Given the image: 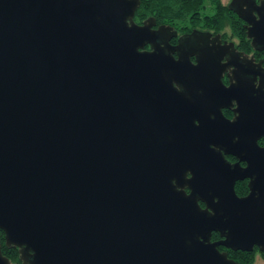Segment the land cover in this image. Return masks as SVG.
<instances>
[{
  "label": "water",
  "instance_id": "95a60500",
  "mask_svg": "<svg viewBox=\"0 0 264 264\" xmlns=\"http://www.w3.org/2000/svg\"><path fill=\"white\" fill-rule=\"evenodd\" d=\"M259 1L228 7L264 47ZM139 3L0 0V229L22 264H244L219 245L264 249V160L223 162L228 193L201 207L176 195L186 169L152 103L148 121L123 113L134 85L191 63L172 53L173 24L136 22ZM0 264H16L1 242Z\"/></svg>",
  "mask_w": 264,
  "mask_h": 264
},
{
  "label": "flooded vegetation",
  "instance_id": "af4514ba",
  "mask_svg": "<svg viewBox=\"0 0 264 264\" xmlns=\"http://www.w3.org/2000/svg\"><path fill=\"white\" fill-rule=\"evenodd\" d=\"M229 1L225 4L228 9ZM205 15L206 20L198 24H173L176 33L169 41L179 46L172 53L175 58L187 55L190 65L183 63L182 70L171 68L166 71L167 80L136 84L132 88L137 90L135 94L122 96L123 113L137 112L146 121L150 116L143 105L152 103L150 112L159 123L158 130L171 135V158L186 169L182 185H177L183 192L178 189L176 195L188 198L192 191L201 207L206 206L201 197L228 193L230 182L221 167L223 162L246 165L251 156L259 162L264 160V153L259 151L264 145V47L251 43L246 20L238 14L225 21L228 27L210 13ZM228 15L232 17V13ZM159 22L156 20L153 27ZM220 22L222 28H217ZM150 47V42L142 46ZM191 167H195V183L191 181ZM249 179L242 176L234 180L237 195L249 191ZM219 238V231L212 229L210 239ZM222 247L226 248L219 245Z\"/></svg>",
  "mask_w": 264,
  "mask_h": 264
},
{
  "label": "trees",
  "instance_id": "16d2710c",
  "mask_svg": "<svg viewBox=\"0 0 264 264\" xmlns=\"http://www.w3.org/2000/svg\"><path fill=\"white\" fill-rule=\"evenodd\" d=\"M205 6L211 10L210 16H213L216 21L221 19L219 16L221 13H232V17L238 16L236 12L229 10L226 5L220 2V0H140L134 17L140 19L147 15H153L158 21L182 26L184 24L188 25V22L198 15H205L206 12L204 11L206 10H203ZM0 242L2 253L16 264H22L18 257L17 248L15 246L8 247L5 245L1 230ZM222 249L228 251L230 257L244 264H250L253 262L255 250L232 249L230 247H222Z\"/></svg>",
  "mask_w": 264,
  "mask_h": 264
},
{
  "label": "rangeland",
  "instance_id": "374dc122",
  "mask_svg": "<svg viewBox=\"0 0 264 264\" xmlns=\"http://www.w3.org/2000/svg\"><path fill=\"white\" fill-rule=\"evenodd\" d=\"M220 2L221 3H223L224 5L226 4V2H227V0H220ZM206 10V11H204V12H206V13H211L210 11L211 10H209L208 8H206V6L203 8V10ZM230 10V9H229ZM227 15V16H226ZM206 15H204V14H202L201 16L200 15H198V17H194V18H192V20L190 21L192 24H198L199 22H200V20L202 21L203 19H204V17H205ZM146 17V16H145ZM144 18V17H143ZM142 18V19H143ZM233 17H231V16H229L228 14H224V13H221V20H222V22H224V24H225V26L226 27H228V24H227V22H225V21H231V19H232ZM135 19H136V17H135ZM138 19V18H137ZM136 19V20H137ZM141 19V18H140ZM219 21V20H218ZM190 22H188V24H190ZM222 22H220V24L222 23ZM217 28H222V24L220 25V27L218 26ZM255 248V247H254ZM255 250V251H254ZM263 250V249H262ZM262 250H260V249H253V250H251V251H254V258H253V262L252 263H250V264H264V252L262 251Z\"/></svg>",
  "mask_w": 264,
  "mask_h": 264
}]
</instances>
